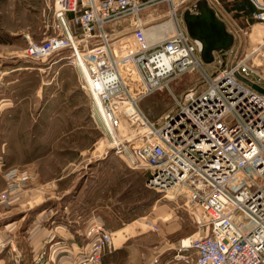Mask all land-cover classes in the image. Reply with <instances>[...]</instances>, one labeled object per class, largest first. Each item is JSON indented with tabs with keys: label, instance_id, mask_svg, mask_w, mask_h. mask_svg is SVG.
Here are the masks:
<instances>
[{
	"label": "built area",
	"instance_id": "1",
	"mask_svg": "<svg viewBox=\"0 0 264 264\" xmlns=\"http://www.w3.org/2000/svg\"><path fill=\"white\" fill-rule=\"evenodd\" d=\"M186 1L55 0L56 33L28 42L24 56L42 61L68 51L113 153L126 157L132 170H145V186L162 199L184 200L196 233L179 241L174 261L193 256V264H264V73L250 67L248 55L232 61V48L214 52L208 71L201 43L177 13ZM162 2L174 30L149 40L142 13ZM248 2L251 18L264 25V0ZM127 18L133 51L112 42L107 30ZM190 72L201 82L172 95L173 107L158 120L141 110L142 100L170 92V83ZM89 221L83 251L61 264H102L115 249L101 220ZM12 251L13 264H21Z\"/></svg>",
	"mask_w": 264,
	"mask_h": 264
},
{
	"label": "rangeland",
	"instance_id": "2",
	"mask_svg": "<svg viewBox=\"0 0 264 264\" xmlns=\"http://www.w3.org/2000/svg\"><path fill=\"white\" fill-rule=\"evenodd\" d=\"M198 1L202 0H187L178 7L181 21L185 11L197 13ZM41 2L43 7L51 3L49 16L42 19L46 8H40ZM54 2L0 0V49L9 51L0 56V71H6L0 84V229L7 220L15 222L2 233L19 235L20 225L43 232L82 212L85 220L98 217L111 234L122 230L115 234L121 246L110 251V264H151L153 259L158 261L155 264H193V256L173 260L179 241L196 233L184 200L162 199L145 186V170H132L126 157L113 153L82 88L83 75L70 63L68 51L42 61L24 56L28 42L40 43L56 33ZM207 3L234 36L231 60L248 55L250 67L264 73V25L251 18L248 4L244 0ZM165 4L142 13L149 40L164 39L174 30ZM130 23L122 19L109 32L115 35L112 42L118 39L133 51ZM200 82L198 72L186 73L170 83V92H156L139 106L158 120L160 113L173 107L172 95L179 97ZM39 208L45 212L36 219Z\"/></svg>",
	"mask_w": 264,
	"mask_h": 264
},
{
	"label": "crops",
	"instance_id": "3",
	"mask_svg": "<svg viewBox=\"0 0 264 264\" xmlns=\"http://www.w3.org/2000/svg\"><path fill=\"white\" fill-rule=\"evenodd\" d=\"M44 7L46 9L42 10L44 12L41 15V19L43 18V15L47 17L49 16L51 12V3ZM44 7L41 2L40 8L42 9ZM48 19L50 20V17ZM118 22L111 23L107 27V30L110 31L112 29L110 27L113 25V27H116ZM148 30L149 29L146 31ZM50 31V33L55 32L52 27ZM7 52L9 51L0 49V56L4 57ZM11 70L15 71L16 69L13 68ZM5 72L6 71H0V84H2L1 82L5 78L3 75ZM43 209L45 208H39V212L35 214L36 219L43 216V212H45ZM85 218L86 216L84 217L82 212H76V217L72 220L68 219L66 224H56L52 229H45L43 232H41L42 230L36 229V227L34 231L33 229L29 231V229L22 228L20 225L18 229L19 235H16L15 232H12L8 235H5V232L2 233L1 230H8L15 223L13 220V222L11 220H7L8 222L5 221L0 229V264H12L14 257V252L12 249H16L15 251L19 253L21 264H61L63 262H70V260H74L77 255L83 251L85 246L86 241L83 235L84 226L86 223H88L86 221L87 219L89 220L90 217H88L86 220ZM120 231L112 234L114 238L115 250L121 246V244L119 245L117 242L115 236V234L117 235ZM111 253H108L104 256L103 264H110ZM40 255L42 256L40 257Z\"/></svg>",
	"mask_w": 264,
	"mask_h": 264
},
{
	"label": "water",
	"instance_id": "4",
	"mask_svg": "<svg viewBox=\"0 0 264 264\" xmlns=\"http://www.w3.org/2000/svg\"><path fill=\"white\" fill-rule=\"evenodd\" d=\"M195 6L197 13L185 11L182 21L187 34L201 43L200 58L203 64L208 65L213 61L214 52L228 50L233 46L234 36L226 30L225 24L206 0L196 2Z\"/></svg>",
	"mask_w": 264,
	"mask_h": 264
},
{
	"label": "bare ground",
	"instance_id": "5",
	"mask_svg": "<svg viewBox=\"0 0 264 264\" xmlns=\"http://www.w3.org/2000/svg\"><path fill=\"white\" fill-rule=\"evenodd\" d=\"M126 43V42H125ZM130 47V46H129ZM131 48V47H130ZM79 56V55H78ZM81 61V57L79 56V62ZM252 62V60L249 62V63H251ZM83 75V74H82ZM83 77V76H82ZM44 213V212H43ZM112 239H113V242H114V238H113V236H112ZM184 244H186L187 243V241L186 240H184V242H183Z\"/></svg>",
	"mask_w": 264,
	"mask_h": 264
},
{
	"label": "trees",
	"instance_id": "6",
	"mask_svg": "<svg viewBox=\"0 0 264 264\" xmlns=\"http://www.w3.org/2000/svg\"><path fill=\"white\" fill-rule=\"evenodd\" d=\"M246 2V4H248V8L250 13L252 12V6L250 5V3L248 2V0H244Z\"/></svg>",
	"mask_w": 264,
	"mask_h": 264
}]
</instances>
